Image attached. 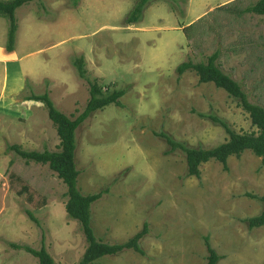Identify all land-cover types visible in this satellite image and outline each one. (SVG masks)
<instances>
[{
  "label": "rangeland",
  "instance_id": "obj_1",
  "mask_svg": "<svg viewBox=\"0 0 264 264\" xmlns=\"http://www.w3.org/2000/svg\"><path fill=\"white\" fill-rule=\"evenodd\" d=\"M137 1L26 3L15 11L12 51L0 17V264H38L23 246H44L55 264H78L87 247L66 215L62 180L11 149L59 150L46 108L25 98L47 92L58 111L77 117L89 99L73 67L78 57L89 80L124 91L120 106L94 112L75 132L78 189L103 192L90 208L93 233L118 244L147 225L143 255L123 250L91 264H205L204 237L217 264H264V226L243 222L264 208V161L245 151L229 157L226 171L210 161L188 176L183 153H166L160 136L210 149L228 138L212 118L237 133L256 131L224 90L176 68L217 51L222 71L264 108V16L241 13L257 0H151L128 25Z\"/></svg>",
  "mask_w": 264,
  "mask_h": 264
},
{
  "label": "trees",
  "instance_id": "obj_2",
  "mask_svg": "<svg viewBox=\"0 0 264 264\" xmlns=\"http://www.w3.org/2000/svg\"><path fill=\"white\" fill-rule=\"evenodd\" d=\"M32 1L34 0L0 2V17L8 21L6 39V49L8 51H12L15 44V35L17 31L15 11L20 6ZM150 1L151 0H138L127 16L125 23L129 25L138 22L144 8ZM72 2L73 5H76V0H72ZM241 13L264 16V0H257L253 5L242 10ZM218 58L219 53L216 51L203 62L194 63L192 61H185L176 68V72L182 75L187 71H192L198 77V82L200 84L212 83L216 88L224 90L228 96L235 99L238 106L248 114L250 123L256 128V131L250 133H237L231 130L227 124L220 119L212 118L213 122L224 129L228 138L224 143L210 149L187 147L183 143L172 140L165 134H161L160 136L169 146V150L166 153H172L176 150H180L183 153L188 176L199 177L200 166L210 161L221 163L223 170L226 171L229 157H239L245 151L252 152L255 156L260 157L262 161H264V108L249 101L238 82L222 71L217 63ZM73 67L76 69L77 76L86 80L89 85V99L87 104L84 110L74 119H70L62 112L58 111L50 100L47 92L42 95H31L25 98L26 101L41 102L46 108L48 118L53 123L59 138V150L27 152L21 150L20 147L16 145L11 146V149L28 162L33 161L38 164H48L49 169L55 172L57 177L65 184V195L67 197L65 204L66 215L70 220L78 222L87 242V247L78 264H91L101 257L115 256L123 250H133L143 255V251L139 247V240L147 234V225L144 224L143 229L126 242L110 244L99 241L95 237L90 225V208L94 202L102 197L103 192L83 195L77 186V178L80 172L77 170L75 163V132L94 112L102 110L111 104L120 106L119 98L124 94V91L109 90L108 88L103 90V87L100 86L99 83L89 80L83 57L75 59L73 61ZM259 200L264 203V198H259ZM30 218L35 221L32 216ZM243 222L246 223L249 229L264 226V208L258 215L246 218ZM204 244L208 254L205 264H217L221 256L212 249L207 237H204ZM12 245L14 248H19L15 244ZM21 248L35 257L38 264H55L44 246H41L38 250L28 246H23Z\"/></svg>",
  "mask_w": 264,
  "mask_h": 264
}]
</instances>
